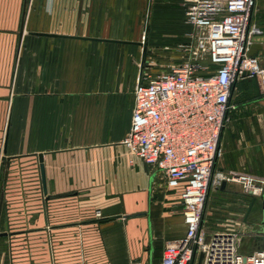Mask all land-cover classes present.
I'll return each mask as SVG.
<instances>
[{
    "label": "crops",
    "instance_id": "0c3cea01",
    "mask_svg": "<svg viewBox=\"0 0 264 264\" xmlns=\"http://www.w3.org/2000/svg\"><path fill=\"white\" fill-rule=\"evenodd\" d=\"M145 1L0 0V264H160L167 242L185 235L181 188L123 143L134 90L121 95L114 74L100 83L102 67L132 64L117 46L142 42L110 30L140 19ZM169 9L162 45L174 61L193 28L183 8ZM255 55L264 59V42ZM230 102L215 169L264 175L259 79H239Z\"/></svg>",
    "mask_w": 264,
    "mask_h": 264
},
{
    "label": "built area",
    "instance_id": "2783aa9c",
    "mask_svg": "<svg viewBox=\"0 0 264 264\" xmlns=\"http://www.w3.org/2000/svg\"><path fill=\"white\" fill-rule=\"evenodd\" d=\"M255 4L191 0L186 17L193 31L179 43L186 59L155 77L140 76L134 87L132 122L123 143L133 157L163 173L170 188H181L186 233L167 242L160 264H194L200 253L202 264H264L263 232L246 222L214 233L203 225L215 182H236L251 197L264 196V175L215 169L234 83L256 77L264 94V67L258 56L249 55L255 38L263 35L252 18ZM211 65L210 72L198 71Z\"/></svg>",
    "mask_w": 264,
    "mask_h": 264
},
{
    "label": "rangeland",
    "instance_id": "374dc122",
    "mask_svg": "<svg viewBox=\"0 0 264 264\" xmlns=\"http://www.w3.org/2000/svg\"><path fill=\"white\" fill-rule=\"evenodd\" d=\"M190 2L191 0H146L145 5H148V8L146 10V7H144L145 12H143L140 19L114 21V27H111L110 30L111 36L119 38H138V40L142 42L141 45H144V47L139 44L136 46H117L118 61L121 59V55L124 54L126 58L128 56L132 57V64L125 67L118 66L115 69L102 67L100 69L101 87L107 84L108 79H111L114 74L116 76V85L118 87V92L121 93V95H132V91L134 90V85L136 82L135 76L136 74H138V72H140L139 76H141L142 78L149 76L155 77L161 72L167 70L172 64L185 60L187 53L181 49H179L180 53H177L178 55L176 57L178 58L174 59V61H172L173 59L167 57V49L169 46H164L166 41V35L164 34L166 33L161 31H164L166 29V25L170 24L171 22H175L174 20H172V18H170V15L168 13V11L170 10V6H172L173 8H183L186 11ZM252 18L264 33V0H256ZM123 22L138 24L137 30L139 34L132 33L131 30L133 29H131L130 26L128 29H125V33L123 31ZM148 26H150L149 40L147 39V42H145L144 44L143 42L145 29H147ZM156 26L159 29L157 30V32H159V35H156ZM122 31L124 32V34L121 33ZM127 31L130 34H127ZM104 33L105 32L103 31V29H101V31L99 32H95V34ZM259 61L261 66L264 67V59H261ZM201 62L205 64L206 59H202ZM213 69L214 66L211 65L208 70L200 67L198 71L200 73H203L207 71L210 72ZM87 76L88 75L86 74L85 81L87 80ZM77 86L80 87L81 85L79 84ZM89 86L90 85L87 83L84 85L85 89H88ZM252 86L254 87V84L248 85L247 88L250 93L253 90ZM221 150L222 151L219 158L224 156V150L222 146ZM252 164L255 163L252 162ZM258 166L264 167V160L262 164ZM249 172L252 173V171ZM255 172L260 173L259 171ZM225 183L226 184L223 185V183L215 182L210 188L203 213L205 228L210 231H218L224 230V228L226 229L228 227H238L242 222H246V224L252 227L254 231L264 233V196L256 198V202L254 203L253 208L248 215L247 220L245 221L244 218L253 200V197L244 193L242 191L241 185H239L238 183ZM197 261L198 258L196 257V261L194 262V264H197Z\"/></svg>",
    "mask_w": 264,
    "mask_h": 264
},
{
    "label": "water",
    "instance_id": "95a60500",
    "mask_svg": "<svg viewBox=\"0 0 264 264\" xmlns=\"http://www.w3.org/2000/svg\"><path fill=\"white\" fill-rule=\"evenodd\" d=\"M24 32V28L22 27V31L21 34H23ZM264 42V35L261 36H257L255 38V43L252 45L250 51H249V55H255L259 50L262 49V43ZM248 72H244V75H247ZM236 82L234 83L233 87L235 86ZM0 159H5V156H1ZM39 159H40V168H41V174H42V182H43V187H44V191H47V187H46V169H45V163H44V154L40 153L39 154ZM226 183L223 182V185H225ZM256 202V197L253 198L248 211L246 213V216L244 218V220L246 221L248 218V215L250 214L254 203ZM1 234H5V233H1ZM203 253H200L198 256V261L197 264H202V260H203Z\"/></svg>",
    "mask_w": 264,
    "mask_h": 264
}]
</instances>
